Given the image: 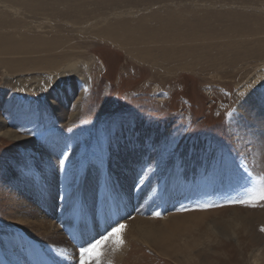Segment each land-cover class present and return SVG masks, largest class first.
Segmentation results:
<instances>
[{
    "label": "rangeland",
    "instance_id": "1",
    "mask_svg": "<svg viewBox=\"0 0 264 264\" xmlns=\"http://www.w3.org/2000/svg\"><path fill=\"white\" fill-rule=\"evenodd\" d=\"M155 11L182 22L155 32L159 48L118 36ZM130 151L140 178L122 212L106 176ZM262 189L264 0H0V264L32 243L42 264H78L98 240L89 264H264ZM17 232L23 245L4 240Z\"/></svg>",
    "mask_w": 264,
    "mask_h": 264
},
{
    "label": "bare ground",
    "instance_id": "2",
    "mask_svg": "<svg viewBox=\"0 0 264 264\" xmlns=\"http://www.w3.org/2000/svg\"><path fill=\"white\" fill-rule=\"evenodd\" d=\"M4 6L6 5V4H3ZM2 5V6H3ZM87 6V5H86ZM17 12V11H16ZM85 13H88V15L89 14H91V13H93V11H91V10H88V9H83V10H81V11H76V13H74L75 14V16H74V20H73V22L72 23H77L78 21H81V19H83L84 18V16H85ZM152 13H154V14H150V15H148V16H146L145 15V17H143V16H140V17H138V24L137 25H135V26H129V27H126L124 30H123V32L121 33V34H118V36H120L121 37V39L122 40H124V41H130V39H134L136 42H139V43H141V42H144L145 41V39L148 37V38H153L154 40H157V42L154 44V48H156V46H157V48H159L160 47V43H162L163 44V41L161 42L160 40H159V38H158V36H156V34H155V32H159L160 30H162V36H163V38L165 39H169L170 38V36H171V29L172 28H176L177 26H179V25H181L182 24V22H177V21H175V22H169V23H167V24H165V27H160V25L156 22V20H157V17H158V15H159V12H152ZM87 15V16H88ZM132 15V14H131ZM96 16V15H95ZM115 16V15H114ZM121 16V15H120ZM91 17V16H90ZM108 16H106V17H103L102 19H103V21H106V20H108ZM198 18H200V19H203V17L202 16H199ZM101 19V20H102ZM148 22H152V24L150 25V24H148ZM183 24H189V25H191V24H193V22L192 21H184L183 22ZM17 31V30H16ZM147 38V39H148ZM165 45V44H164ZM48 47V46H47ZM162 49L163 48H161V50H159V51H162ZM173 49V48H172ZM158 50V49H157ZM47 51V50H46ZM61 51V50H60ZM161 54H162V52H161ZM165 54H166V52H165ZM155 60H156V58H155ZM161 61H162V59H161ZM174 61H177V60H174ZM180 61V60H179ZM186 61H188V59H186ZM164 62H171V61H164ZM182 62V61H181ZM158 63H160V61L159 62H157V65H158ZM173 63V62H172ZM180 63V62H179ZM162 64V63H161ZM160 64V65H161ZM165 64V63H164ZM177 65L178 64V62L177 63H173L172 65ZM170 65V64H169ZM180 65H181V63H180ZM70 66H71V63L70 64H66L65 65V68H61V69H59V71H56V73H54V74H52V75H50V76H45V81L47 82V85H54V84H56V82L59 80V79H65L66 78V75H67V73L70 71L69 69H70ZM162 66V65H161ZM182 66H184V65H182ZM170 67V66H169ZM175 67V66H174ZM176 67H179V66H176ZM185 67V66H184ZM36 81H40V79H39V77H36V79H35ZM135 152V151H134ZM132 153L131 151H130V153L129 154H127L126 156H121V160H116V161H114V163H110V165H111V167H112V164L114 165H116V169L114 170V172H115V175H116V182H114V183H109V181H112V177L110 178V171H109V173L107 174V178H109L107 181H108V184H107V188H110L112 191H110V192H107V194H108V196H110L111 197V200L113 201L112 203H113V205H114V209L115 210H117V209H119V210H121L122 212H124L125 211V209H126V207H125V205L124 204H127L128 205V200H130V195H129V192H130V190H131V188L135 185V183L133 184V182H137V178L139 177V174L138 173H136L137 174V178H136V176H135V174H130V173H128L127 171L129 170V171H131V170H135L136 171V167L137 166H139V163H141V157H140V155L138 156V154L137 153ZM120 157V156H119ZM118 157V158H119ZM134 167V168H133ZM179 170V169H178ZM186 170V169H185ZM137 172V171H136ZM187 173H189V171H186ZM185 172V173H186ZM135 173V172H134ZM51 175V174H50ZM151 176V175H150ZM140 178V177H139ZM149 180H150V182H154V181H156L155 180V178H154V176H152V177H149L148 178ZM135 180V181H134ZM50 181H48V182H46V184L48 185V186H52V188H54V183H53V180L49 183ZM86 182V184H84L85 185V187H83V184H81V187H82V189L84 190V191H82L81 192V195L79 196V201H87V200H89V202H90V204H92V198L91 199H89V195L91 194V190H90V188H92V186H91V184H92V181H89V180H87V181H85ZM38 183H40V182H38ZM190 182H188V183H186V184H189ZM46 184H43L42 186H45ZM132 184H133V186H132ZM191 184V183H190ZM163 185V183H161L160 184V186H162ZM160 186H155V189H158V191H160L161 190V188H160ZM190 186V185H189ZM151 185H148L147 187H146V189H147V191H149L151 188ZM188 187V186H187ZM160 188V189H159ZM163 188V187H162ZM191 188V187H190ZM163 189H166V187L164 186V188ZM171 189V188H170ZM188 189V188H187ZM186 189V190H187ZM39 190V189H38ZM50 190V189H49ZM48 190V191H49ZM109 190V189H108ZM28 191V190H27ZM106 191V190H105ZM26 191H23V193H25ZM168 193L169 192H166V194H163V195H165V196H167L168 195ZM34 195L35 194H24V196H25V198H29L30 200L32 199L31 197H34ZM36 195H37V193H36ZM107 196V197H108ZM84 197V198H83ZM93 197V196H92ZM107 197H103V199L101 200V202H100V204L101 203H103V202H105V203H107L106 201H105V198H106V200H107ZM134 197V196H133ZM48 199H47V205L48 204H51L50 203V201H49V197H47ZM81 198H83L82 200H80ZM109 199V198H108ZM33 200V199H32ZM35 205H34V208H35V210L37 211V212H39L40 213V215H44L45 214V212L43 213V211H40V209L41 210H46V209H44L43 208V206L40 204V203H36V201L35 202H33ZM84 205V204H83ZM92 206V205H91ZM101 206V205H100ZM99 206V207H100ZM129 206V205H128ZM91 209V208H90ZM95 209H96V206H95ZM86 210V209H85ZM93 210V209H92ZM83 211H84V208H83ZM87 211L89 212V208L87 209ZM86 211H84V214H86L85 213ZM93 212V211H92ZM35 217H37V215L35 216ZM38 219L36 218L35 220H36V222H38V223H42L43 221H42V219L40 218V216H39V214H38ZM87 225H90V222H89V224H87ZM139 230H141V231H143L144 230V228L143 229H141V228H138ZM93 230V229H92ZM19 232H17V233H12V234H9L7 237H6V239L4 238V240L5 241H7V240H9V239H11L12 241H14V240H20V242H22V245H23V243L26 241V240H22L23 238H21V237H19V236H16L17 234H18ZM54 237H58V239L59 240H61L62 239V237H61V234L57 231V233H56V235L54 236ZM21 238V239H20ZM26 239V238H25ZM3 240V239H2ZM70 240H72V242H73V244L74 245H76L78 248H79V244H80V242L78 241V240H76V237H74L73 236V238H71ZM76 241V242H75ZM27 242V241H26ZM62 242V240L60 241V243ZM75 242V243H74ZM3 244V242H0V250L2 249L3 250V247H4V244ZM7 244H11V242H8ZM17 244V243H16ZM19 244V243H18ZM31 244V243H30ZM29 244V245H30ZM66 244H67V249H69V248H73V245H70L71 244V242H69V240H67V242H66ZM17 246V245H16ZM31 247L32 246H34L35 248H36V250L37 251H34V249H32V252L30 251V249H28V251L27 252H22V249L21 248H19L18 250H17V258H18V256L22 259V262L24 261V264H31V262H32V264H42V261L44 260V258H43V256H41L40 254V252H39V249H38V247L36 246V245H34L33 243L30 245ZM7 247V246H6ZM82 247V246H81ZM7 248H9V247H7ZM18 248V247H17ZM40 248V247H39ZM77 248V249H78ZM14 249V248H13ZM76 249V250H77ZM26 250V249H25ZM7 251H9V250H7ZM14 251V250H13ZM16 252V251H15ZM27 253H29V255L27 254ZM19 254V255H18ZM50 254V253H49ZM30 255H31V258H32V260H31V262L29 261V259H30ZM15 257V256H14ZM46 257V256H45ZM40 259V260H39ZM48 259V258H47ZM46 260V259H45ZM47 261V260H46ZM58 261V260H57ZM13 262V260H11V263ZM26 262V263H25ZM15 263V262H14ZM48 263V262H47ZM44 264H46V263H44ZM48 264H50V263H48Z\"/></svg>",
    "mask_w": 264,
    "mask_h": 264
},
{
    "label": "snow or ice",
    "instance_id": "3",
    "mask_svg": "<svg viewBox=\"0 0 264 264\" xmlns=\"http://www.w3.org/2000/svg\"><path fill=\"white\" fill-rule=\"evenodd\" d=\"M231 115V113L229 114ZM168 146L172 149L176 146V136L173 135L168 143ZM63 163V161H61ZM261 200H264V189H262L260 193ZM240 203H245V201H240ZM208 207V206H205ZM157 216H159V213H156ZM126 228V225L124 223H118L116 227H113L111 229V232L108 234V236H105L103 239L108 240L111 236L120 234L122 230ZM264 230V229H262ZM102 243V241H96L94 244L89 245L88 247H80L78 249V264H89V259L92 258V253L97 249V247ZM98 259V255L95 257Z\"/></svg>",
    "mask_w": 264,
    "mask_h": 264
}]
</instances>
